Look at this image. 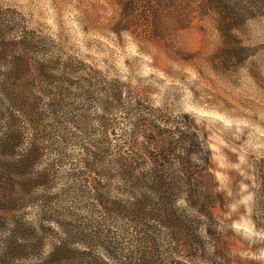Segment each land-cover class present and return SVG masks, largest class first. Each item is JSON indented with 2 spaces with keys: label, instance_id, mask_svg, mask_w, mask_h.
Segmentation results:
<instances>
[{
  "label": "rangeland",
  "instance_id": "374dc122",
  "mask_svg": "<svg viewBox=\"0 0 264 264\" xmlns=\"http://www.w3.org/2000/svg\"><path fill=\"white\" fill-rule=\"evenodd\" d=\"M163 1L0 0L2 67L25 59L44 62L51 78L37 77V87L55 79L84 77L99 90L95 101L80 102L85 107L82 116L68 125L66 153L72 159L55 166L53 187L45 193L36 191L39 203L24 211L25 218L35 220L38 204L51 207L52 216L70 205L69 214L78 224H24L36 227L38 233L35 237L20 230V237L32 243L41 235L52 243L73 229L83 242L119 246L100 251L97 258L105 261L98 264H122L131 255L129 245L142 242L146 233L155 238L160 251L168 249L173 262L264 264V16L234 31L242 51H225L210 16L196 15L188 22L172 5L171 13L151 17V7L167 8ZM21 36H26L25 44L19 42ZM65 67L75 70L73 77L63 71ZM119 92L121 98H112ZM142 119L146 123L141 122L132 137L140 148L166 140L161 129L190 123L210 150L211 175L200 179L199 185L209 190L212 215L202 223H185L199 227L206 245L195 259L184 249L174 251L176 244L189 241L180 223L166 219L161 224H134L123 211L110 213L97 206L95 199L64 178L72 168H80L82 145L108 149L97 170L112 172L117 148L128 147L134 124ZM144 127L154 131H143ZM55 158L46 151L38 168ZM106 183L111 186L107 200L132 199L119 189L118 179ZM72 192L79 196H71ZM20 225L0 224V238Z\"/></svg>",
  "mask_w": 264,
  "mask_h": 264
},
{
  "label": "trees",
  "instance_id": "16d2710c",
  "mask_svg": "<svg viewBox=\"0 0 264 264\" xmlns=\"http://www.w3.org/2000/svg\"><path fill=\"white\" fill-rule=\"evenodd\" d=\"M163 3L167 4L164 10L150 8L151 17H158L164 11L171 13L172 5L181 9L183 19L188 22L196 15L212 17L222 35L221 49L225 51L230 48L242 51L234 31L246 21L264 16V0H164ZM20 38L19 42L25 44L26 36ZM49 71L46 63L33 64L29 59L13 62L7 68L0 65V224H21L12 226L7 236L0 238V264H98V260L105 261L97 258L100 251L119 247L83 242L78 238L79 231L73 229H67L64 238L52 243L45 242L41 235L32 243L20 237V230L33 232L35 237L38 233L36 227L24 224H78L74 215L69 214L70 205L52 216L51 207L38 204L35 220L24 216L27 208L39 203L36 191L45 193L53 187L55 166L72 159L66 153L68 125L72 126L74 119L82 116L85 107L80 102L95 101L94 95L99 91L95 83L84 77L61 82L55 79L37 87L35 79L51 78ZM63 71L71 77L75 73L71 67ZM112 98H121V92L113 93ZM145 121L134 124L127 148H117L110 174L97 170L104 163L108 149L82 145L84 158L78 160L80 168H72L64 178L72 182L71 187L77 185L80 193L86 192L95 199L97 206L102 205L109 212L123 211L134 224H161L166 219L180 223V231L189 241L176 244L174 251L186 250L188 257L195 259L206 245L199 227H186L185 223H202L212 215L213 204L207 201L209 190L199 185L200 179L211 175L210 150L190 123L163 128L166 140L140 148L132 143V137ZM143 131L154 130L144 127ZM48 150L55 154V161L38 168ZM110 178L118 179L122 185L119 189L132 199L107 200L105 196L111 186L106 181ZM72 195L76 197L79 193ZM179 202L184 206L180 207ZM193 213L195 220L191 217ZM149 237L146 233L142 242L130 244L131 255L122 264H181L170 261L168 249L160 251L155 238Z\"/></svg>",
  "mask_w": 264,
  "mask_h": 264
}]
</instances>
